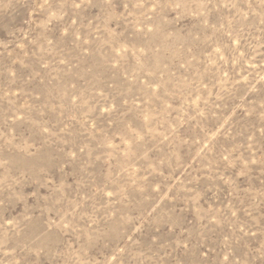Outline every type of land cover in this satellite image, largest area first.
<instances>
[{
  "label": "rangeland",
  "instance_id": "1",
  "mask_svg": "<svg viewBox=\"0 0 264 264\" xmlns=\"http://www.w3.org/2000/svg\"><path fill=\"white\" fill-rule=\"evenodd\" d=\"M0 264H264V0H0Z\"/></svg>",
  "mask_w": 264,
  "mask_h": 264
}]
</instances>
